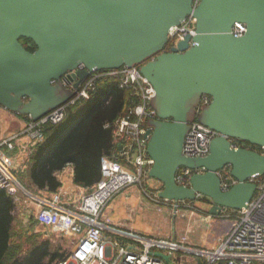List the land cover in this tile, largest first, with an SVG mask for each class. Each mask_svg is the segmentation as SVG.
Here are the masks:
<instances>
[{
    "label": "water",
    "instance_id": "95a60500",
    "mask_svg": "<svg viewBox=\"0 0 264 264\" xmlns=\"http://www.w3.org/2000/svg\"><path fill=\"white\" fill-rule=\"evenodd\" d=\"M189 16L196 34L167 50L171 29ZM236 23L244 35H234ZM134 66L155 90L158 119L145 137L159 197H207L213 216L246 208L264 154L233 141L264 146V0H0V106L11 112L38 120L72 99L62 82L69 72L77 88L90 72ZM194 121L218 132L205 157L184 154ZM183 167L203 171L180 184ZM226 168L236 180L229 189Z\"/></svg>",
    "mask_w": 264,
    "mask_h": 264
},
{
    "label": "built area",
    "instance_id": "2783aa9c",
    "mask_svg": "<svg viewBox=\"0 0 264 264\" xmlns=\"http://www.w3.org/2000/svg\"><path fill=\"white\" fill-rule=\"evenodd\" d=\"M196 4L198 0H195ZM196 19L189 16L183 23L170 31L169 48L185 38L194 36ZM246 25L236 23L235 36H242ZM80 69H83L81 67ZM69 72L63 78L64 86L75 92L72 99L50 111L38 120L27 119L24 127L11 135L0 137V190L6 191L16 201L34 206L36 218L45 224H62L70 233L73 250L57 264H254L264 262V176L253 177L257 192L246 208L241 210L223 209L218 215L209 213L193 201H170L159 197L163 185L149 176L153 160L147 152L146 133L148 122L158 119L151 102L155 90L140 71V66L122 67L112 70L90 72L77 88ZM116 78L122 87L133 90L138 103L119 118L116 135L122 146L116 156L104 157L102 176L92 189L72 190L62 186L56 192L29 190L17 175L18 156L25 167L39 143L45 140V128L62 122L69 107L76 102L88 99L99 82ZM209 97H203L201 104H208ZM0 108H3L0 106ZM218 132L194 121L186 136L184 154L189 157H205L209 154L211 141ZM236 147H248L233 141ZM255 150L264 154L263 147ZM14 152L16 159L11 156ZM123 160V161H122ZM17 164V165H16ZM202 169L181 168L177 174L180 184H189L190 178ZM222 186L229 189L236 180L230 169L220 172ZM136 190L144 206L154 207L172 216H199L204 222L215 221L216 230L213 246H200L191 241L189 234L173 238L152 237L113 222L109 210L113 201L129 190ZM201 197V196H200ZM198 197V198H200ZM212 224V223H211ZM161 254L169 257L165 260Z\"/></svg>",
    "mask_w": 264,
    "mask_h": 264
},
{
    "label": "trees",
    "instance_id": "16d2710c",
    "mask_svg": "<svg viewBox=\"0 0 264 264\" xmlns=\"http://www.w3.org/2000/svg\"><path fill=\"white\" fill-rule=\"evenodd\" d=\"M23 42L29 50L35 49L30 40ZM138 101L133 90L122 87L116 78L99 82L90 98L69 107L62 122L46 126L45 140L36 145L23 174L25 180L19 177L22 183L32 191L56 192L62 186L63 169L72 165L74 183L92 189L101 179L104 157L116 156L122 146L115 123ZM20 116L30 119L28 115ZM235 142L250 146L241 140ZM16 206L14 199L0 190V264H57L70 255L71 251L48 238L40 242L28 239L32 247L18 257L24 246L12 242L17 234Z\"/></svg>",
    "mask_w": 264,
    "mask_h": 264
},
{
    "label": "crops",
    "instance_id": "0c3cea01",
    "mask_svg": "<svg viewBox=\"0 0 264 264\" xmlns=\"http://www.w3.org/2000/svg\"><path fill=\"white\" fill-rule=\"evenodd\" d=\"M26 121L27 119L20 116V114L11 112L4 107L0 108V125L2 129L0 137L16 133L24 127ZM61 181L68 189L85 188L74 183L72 165L63 169ZM201 197L192 203L209 209V202L204 201ZM109 213L113 222L123 226L122 228L131 229L152 237L178 239L179 236L187 232L191 241L196 245L207 247L213 246L215 242V221H211V224L202 221L199 216H172L154 207L144 206L138 193L133 189L119 195L111 204Z\"/></svg>",
    "mask_w": 264,
    "mask_h": 264
},
{
    "label": "rangeland",
    "instance_id": "374dc122",
    "mask_svg": "<svg viewBox=\"0 0 264 264\" xmlns=\"http://www.w3.org/2000/svg\"><path fill=\"white\" fill-rule=\"evenodd\" d=\"M65 88L69 89L68 87ZM11 156L14 158V160L16 159L14 152L11 153ZM15 163L18 164V166H16L17 175L20 178L24 179L23 174L26 172L27 169V167H25L24 160L21 158V156H18ZM14 201L17 205L15 211V215H16L15 228L17 230L16 231L17 234L13 237L12 242L13 243L19 242L20 244H22V246H24L23 251L19 253L18 257L24 256L25 252H27L29 248L32 247L28 243L29 242L28 239L36 240L40 242L42 240L49 238L54 243L63 245L69 252L73 250V243L71 241L70 233L67 231V229H65L62 226V224L57 223V224L48 225L42 223L36 218L37 210L33 209L35 208L34 206L30 207L29 204L24 203L21 200L20 201L14 200Z\"/></svg>",
    "mask_w": 264,
    "mask_h": 264
}]
</instances>
